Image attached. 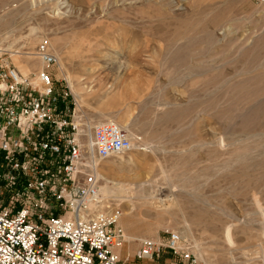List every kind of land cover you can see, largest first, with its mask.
I'll list each match as a JSON object with an SVG mask.
<instances>
[{
    "label": "rangeland",
    "instance_id": "rangeland-1",
    "mask_svg": "<svg viewBox=\"0 0 264 264\" xmlns=\"http://www.w3.org/2000/svg\"><path fill=\"white\" fill-rule=\"evenodd\" d=\"M43 39L58 90L131 135L100 164L129 261L178 231L204 264H264V0H0L7 62L42 70Z\"/></svg>",
    "mask_w": 264,
    "mask_h": 264
},
{
    "label": "built area",
    "instance_id": "built-area-1",
    "mask_svg": "<svg viewBox=\"0 0 264 264\" xmlns=\"http://www.w3.org/2000/svg\"><path fill=\"white\" fill-rule=\"evenodd\" d=\"M0 49V264H135L121 259L123 212L102 193L100 164L129 153L128 132L78 111L48 39L36 51L43 69L22 73ZM165 243L139 239L136 261L170 253L166 264H204L178 231ZM177 261V262H176Z\"/></svg>",
    "mask_w": 264,
    "mask_h": 264
},
{
    "label": "bare ground",
    "instance_id": "bare-ground-1",
    "mask_svg": "<svg viewBox=\"0 0 264 264\" xmlns=\"http://www.w3.org/2000/svg\"><path fill=\"white\" fill-rule=\"evenodd\" d=\"M28 55H30V54H28ZM31 56H32V55H31ZM27 57H28V56H27ZM29 57H30V56H29ZM57 58H58V57H57ZM18 70H19V69H18ZM107 120H112V121L116 122L121 128H123V127H122V126H121L116 120H113V119H107ZM100 122H102V121H100ZM124 128H125V127H124ZM124 128H123V129H124ZM125 130H126V129H125ZM126 131H127V130H126ZM128 134H129V133H128ZM130 136H131V135H130ZM130 136H129V137H130ZM130 139H131V138H130ZM131 141H132V140H131ZM132 143H133V141H132ZM133 147H134V144H133ZM99 177H101V176H100V173H99ZM101 190H102V193H103L104 196L110 198V197L104 192V190H103V185H102V189H101ZM111 198H112V197H111ZM112 199H113V198H112ZM157 199H159V198H157ZM114 200H115V199H114ZM162 200H163V199H162ZM164 202H165V201L163 200L162 202H160V203H158V204H160L161 206H163V205H164ZM166 204H167V203H166ZM160 205H159V206H160ZM164 206H165V205H164ZM167 206H168V205H167ZM170 206H171V205H170ZM164 208H165V207H164ZM227 237H228V240H230V241L232 240V236H231V231H230V229H229L228 232H227ZM126 241H127V235H126ZM125 244H126V243H125ZM123 247H124V248H123ZM123 247H122L123 250H127L130 246H129L128 243H127V245H125V246H123ZM122 248H121V249H122ZM121 259H122V258H121ZM123 260H124V259H123ZM127 261H129V260H127ZM145 261H151V260H145ZM145 261H144V262H145ZM144 262H143V263H144Z\"/></svg>",
    "mask_w": 264,
    "mask_h": 264
},
{
    "label": "crops",
    "instance_id": "crops-1",
    "mask_svg": "<svg viewBox=\"0 0 264 264\" xmlns=\"http://www.w3.org/2000/svg\"><path fill=\"white\" fill-rule=\"evenodd\" d=\"M130 251H131V247H129L127 250H125V252H126L127 254H129ZM120 253H121V258L123 259L124 250H121ZM130 258H132V253H130V254L128 255V260H130ZM132 262H134L135 264H141V262L136 261V260L134 259V257H133V259H132Z\"/></svg>",
    "mask_w": 264,
    "mask_h": 264
}]
</instances>
